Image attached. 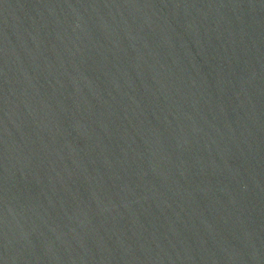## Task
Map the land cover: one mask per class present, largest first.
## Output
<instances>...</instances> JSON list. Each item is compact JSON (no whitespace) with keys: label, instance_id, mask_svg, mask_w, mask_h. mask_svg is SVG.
Listing matches in <instances>:
<instances>
[{"label":"water","instance_id":"1","mask_svg":"<svg viewBox=\"0 0 264 264\" xmlns=\"http://www.w3.org/2000/svg\"><path fill=\"white\" fill-rule=\"evenodd\" d=\"M0 264H264V0H0Z\"/></svg>","mask_w":264,"mask_h":264}]
</instances>
